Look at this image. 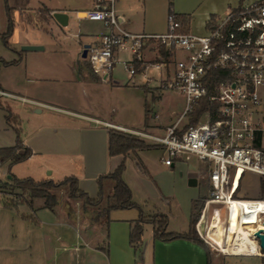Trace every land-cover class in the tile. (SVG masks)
Returning a JSON list of instances; mask_svg holds the SVG:
<instances>
[{
  "label": "crops",
  "instance_id": "0c3cea01",
  "mask_svg": "<svg viewBox=\"0 0 264 264\" xmlns=\"http://www.w3.org/2000/svg\"><path fill=\"white\" fill-rule=\"evenodd\" d=\"M6 1L14 9L15 26L9 38V48L1 39L7 28V16L5 1L0 0V61L6 62L0 64V88L18 98H5L12 103L6 101L3 106L0 100V148L16 144V133L5 121L6 110H10L16 126L20 121L21 145L31 151L26 159L12 164L13 168L10 165L9 169L18 178L30 177L36 181H59L75 176L79 188L95 198L98 195L96 180L100 175L112 172L126 159L134 157L140 161L147 150L109 155L107 135L111 127L107 124L127 130L148 127L153 131L151 133L160 134L176 121L163 124L149 119L151 113L148 112L147 101L144 103V119L139 126L112 118L116 108L115 90L128 86L131 81V85L141 86L152 102L161 101L164 89L159 87L160 77L157 73L149 74L147 67L131 76L127 72V82L124 83L112 79V70L107 79H102L91 70L89 62L81 57L83 47L98 45L100 36L107 29L99 22L82 18V14L94 8L97 0L78 3L70 0ZM241 2L114 0L113 7L120 29L130 33L160 34L166 29L169 7L184 18L181 20L186 30L203 32L209 15L222 14L228 6ZM39 9L48 11L46 20H43L44 26H36L37 22L32 17ZM55 11L67 13V26L60 27L56 23L51 16ZM25 44L39 45L43 49L22 51L20 47ZM118 52L121 50L114 52V64ZM140 56V62L156 60L155 45L142 49ZM132 58L128 52L126 57L121 58V63L130 61L133 65ZM156 90L160 94L153 100ZM18 151L22 152L21 149ZM21 163L27 165L17 167ZM110 187L107 182V193ZM198 198H192L191 202ZM142 211L144 214L152 212ZM190 211L191 207L178 228L168 229V221L166 231L186 233ZM137 218L135 208L109 212L107 239L110 253L107 255L103 248L92 245L91 241L103 216L95 218L86 213L81 205L59 202L51 210L43 207L42 203H35L33 207L25 203H19L16 208L0 207V264H97L96 258H104L106 264H207V252L201 245L182 238L169 241L155 239L153 226L148 222L142 223V243L135 252L129 244V234ZM82 241L87 247L84 255ZM215 261L212 260L211 264H217ZM101 263L104 264L103 261Z\"/></svg>",
  "mask_w": 264,
  "mask_h": 264
},
{
  "label": "built area",
  "instance_id": "2783aa9c",
  "mask_svg": "<svg viewBox=\"0 0 264 264\" xmlns=\"http://www.w3.org/2000/svg\"><path fill=\"white\" fill-rule=\"evenodd\" d=\"M113 3L97 0L94 8L82 14V18L100 22L107 29L98 45L87 48L85 59L91 70L107 79L115 50H127L140 60L141 50L154 44L156 60L141 65L156 71L159 87L176 90L184 104L176 121L160 134L107 126L161 146L160 161L166 166L183 155H194L206 171L207 196L196 231L209 254L264 257L255 235L264 229V198L238 195L246 174L264 179V0H242L222 14L209 15L202 33L186 30L169 7L166 29L160 34L120 29ZM123 68L130 76L135 73L130 61H124ZM213 70L224 77L210 88ZM13 97L18 98L0 88V99ZM203 100L214 107H207L194 125L183 128ZM4 162V153H0V168ZM5 181L7 178L0 185ZM2 194L0 186V203ZM207 215L210 217L205 219ZM219 222L222 231L216 240L208 230Z\"/></svg>",
  "mask_w": 264,
  "mask_h": 264
},
{
  "label": "rangeland",
  "instance_id": "374dc122",
  "mask_svg": "<svg viewBox=\"0 0 264 264\" xmlns=\"http://www.w3.org/2000/svg\"><path fill=\"white\" fill-rule=\"evenodd\" d=\"M70 1H72V3H78L86 0ZM32 17L34 21L37 22L36 26H44L43 19L46 20L47 14L44 9H39L32 14ZM192 31L194 33H202V31L198 29H193ZM34 32H38V30L34 29ZM40 34L42 35L41 32ZM45 37L46 36H44V38ZM127 54V50H121V52L117 53V61L112 69V79L120 80V82L124 83L127 82V71L123 68V64L121 63V58L126 57ZM148 68L149 74H156V71L151 67ZM113 93L114 103L116 105L114 113L112 114L113 120L131 124L133 126H139V122L143 121L144 103L146 101L149 108L148 112L151 113L150 118L147 113V119H155L157 122L163 124L174 122L181 114L184 104L182 96L173 89H165L162 92V100L152 102L149 94L145 93L141 86L131 85V81L128 82V86H123L122 88L115 90ZM154 93H156V96L160 94L158 90ZM0 100L2 106L6 101L10 104L12 103L5 98H1ZM17 122V126L19 127L20 121L18 120ZM136 130L153 132L148 127ZM145 143L151 145V147L141 155L140 161L134 157L125 160V168L122 172V178L131 190L132 200L135 201L142 210L147 212L152 211L151 213L144 214L145 217H151L156 212L164 213L169 221L168 229L178 228V226L183 223L182 220L187 218L189 207H191V199L207 196V178L204 165L194 155L186 154L180 159H176L173 166H166L160 161L162 147L153 144V142L145 141ZM26 165V163H21L17 167H25ZM9 167L10 160H5L0 168V181H4L7 178L6 175ZM16 170L17 169H15V171ZM17 171L19 172V170ZM193 174L197 179V184L195 186H189L188 179L189 177H192ZM261 180L264 179L255 174H246L240 185L238 195L246 198L262 197L260 190ZM5 190L6 191L2 194L0 207H7L11 201H20V197L17 196L19 190H14L12 194L9 193V187H6ZM204 199L205 198H203V201L201 202L202 206L199 210L196 222L201 214ZM41 202V200L35 201L36 204H40ZM60 202L81 205L80 202H74L73 200L68 199L65 195L61 196ZM212 208L210 207V212ZM81 213L83 214V212ZM209 217L210 216L207 215L205 216V219ZM196 222L194 225L195 231ZM96 227L98 228V232L91 238L92 245L103 248L105 254L108 255L110 253L107 239L108 227L106 228V225L103 224V220L99 222ZM81 244L82 253L84 255L87 247L84 246L83 241ZM96 259L97 264H102L101 261L106 264L104 258ZM210 260H216L215 262H217V264H264V257L260 256H226L220 254L215 255L213 253L210 254Z\"/></svg>",
  "mask_w": 264,
  "mask_h": 264
},
{
  "label": "trees",
  "instance_id": "16d2710c",
  "mask_svg": "<svg viewBox=\"0 0 264 264\" xmlns=\"http://www.w3.org/2000/svg\"><path fill=\"white\" fill-rule=\"evenodd\" d=\"M5 1V12L7 16V28L5 33L2 34L1 39L5 46L11 48L9 38L12 36L15 26L14 9L10 7ZM48 14V11L45 10ZM180 17V16H179ZM180 19H184L183 17ZM44 20V19H43ZM161 53L165 57L168 53L161 48ZM135 72H141L145 68V64L141 65V62L136 58L132 59ZM4 62V63H3ZM6 64L5 61H0V64ZM152 63V62H151ZM148 64V63H146ZM224 75L219 70H213L210 74V88L212 85L221 79ZM158 96H154L153 100H156ZM213 104H208L205 100L201 101L196 109L190 113L189 120L183 128L189 125H194L202 112L207 107L212 108ZM214 107V106H213ZM148 110L146 109V112ZM5 121L9 124L16 133V144L13 147L0 148V153H4V160H10V165L18 163L26 159L31 151L27 147H23L19 140V128L16 126L15 117L11 114L10 110H6ZM108 153L109 155H125L130 152H135L140 149H148L151 145L145 143L144 140L117 129H108ZM21 149L22 152L18 150ZM125 168L124 161H121L116 168L107 174L100 175L97 178L98 195L95 198L90 197L87 192L81 190L78 186V180L75 176H68L59 181L52 179H43L36 181L30 177L18 178L10 169L7 171V181L1 183L2 192L6 191L5 188L9 187V193H13L14 190H19L17 196L20 197V201H11L7 207L16 208L19 203H25L29 207H33L36 200H41L42 206L48 209L60 202L62 195H65L68 199L74 202H80L82 209L95 218L103 216V224L108 226L109 212L113 209H127L135 208L138 211V218L131 226L129 234V244L135 252H137L142 243L143 228L142 223L148 222L153 226V237L155 239H161L169 241L177 238L188 239L199 245H201L207 252V264H211L210 256L208 254V246L199 238L196 234L194 225L202 206L203 198L199 197L191 202L189 229L186 233L167 232L166 226L168 218L164 213L156 212L151 217H145L140 206L132 201L131 190L122 178V172ZM110 183V191H105V184ZM261 196L264 198V180L260 181ZM197 209V210H196Z\"/></svg>",
  "mask_w": 264,
  "mask_h": 264
},
{
  "label": "water",
  "instance_id": "95a60500",
  "mask_svg": "<svg viewBox=\"0 0 264 264\" xmlns=\"http://www.w3.org/2000/svg\"><path fill=\"white\" fill-rule=\"evenodd\" d=\"M52 18L56 21V23L60 26V27H65L68 24V15L66 12H61V11H55L52 13ZM87 48L88 45H84L83 47V51L81 54L82 58L86 57V53H87ZM20 49L22 51H27V50H41L43 49L42 46L39 45H29V44H25V45H21ZM7 178H10V175H7ZM197 184V179L196 177L192 176L189 177L188 179V185L189 186H195ZM263 226H264V221H263ZM255 235L258 237L259 239V244L261 246V248L264 250V229H258L255 232Z\"/></svg>",
  "mask_w": 264,
  "mask_h": 264
},
{
  "label": "bare ground",
  "instance_id": "6f19581e",
  "mask_svg": "<svg viewBox=\"0 0 264 264\" xmlns=\"http://www.w3.org/2000/svg\"><path fill=\"white\" fill-rule=\"evenodd\" d=\"M211 208H212V207H211ZM235 209H236V211H237V210H239L240 208L237 207V208H235ZM219 224H220V222H219V223H216V226H214L213 229L211 228L210 230H208V234H209L210 236H212L214 239H215V237H216V240H219V239H220L219 237H220V235H221V231H222L221 226H220ZM221 224H222V222H221ZM219 227H220V228H219ZM240 232L242 233V235L245 234L244 229H241ZM242 237L247 241V239H246L245 236H242Z\"/></svg>",
  "mask_w": 264,
  "mask_h": 264
}]
</instances>
